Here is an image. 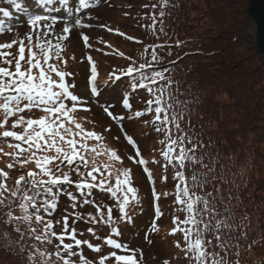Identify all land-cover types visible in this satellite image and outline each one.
Instances as JSON below:
<instances>
[{
  "label": "trees",
  "instance_id": "16d2710c",
  "mask_svg": "<svg viewBox=\"0 0 264 264\" xmlns=\"http://www.w3.org/2000/svg\"><path fill=\"white\" fill-rule=\"evenodd\" d=\"M139 3L137 23H134L138 35L129 39L134 53L128 58L126 67L132 60L137 63L151 61L153 47L163 46L155 49L158 63L145 71L148 74L154 71L164 74V80L150 87L165 88L170 93L173 110L178 117L182 116L179 120L182 133L192 141L186 147L196 145V163L186 161L185 174L190 176L193 171L197 174L202 186L193 191L206 198L213 209L203 215L204 223L209 225L205 239L212 242L206 248L208 264H212L213 253L222 264H264V63L253 43L252 23L246 16L247 0H167V6L163 8L161 0H140ZM161 10L165 13L162 18L159 16ZM3 66L9 67L7 64ZM123 69H119L118 73ZM11 70H14V59ZM120 78L125 82L128 97L132 101L137 99L144 106L142 112L145 114L139 119L147 120V131H152L154 139L158 137L159 149L154 165L159 164L166 179H160L164 186L162 189L148 161L152 189L155 194L165 190L173 216L183 220L185 214L177 211L180 206L175 203L178 181L173 179V175L176 165H167L161 155L165 145L160 141L165 139V135L158 133L151 123L155 113L147 111L152 95L146 89L131 90L130 78ZM8 130H12L11 125ZM94 132L101 135L97 130ZM179 134L173 128V137ZM135 141L139 147L138 141ZM90 142L97 143L92 139L87 141ZM2 143L8 146L15 141L0 139ZM15 151L12 148L0 151V171L7 173L6 177H0V183L5 185V189L0 190V198L4 200L0 204V264H32L27 256L34 249L48 253L52 264H62L55 256L58 241L52 245L42 244L30 238L23 224L8 222L10 209L14 216L20 215L18 206L9 203L13 200L11 191L16 187L15 181L19 176L27 174L18 161L6 155ZM139 152L144 154L142 150ZM8 163L13 164V168H8ZM30 170L38 171L35 166ZM63 170H69L66 162ZM94 174L100 178L99 173ZM70 177L73 181L80 179L75 173H70ZM68 190L79 196L74 185ZM106 194L110 195L94 189L90 197L93 203L78 207L96 210L102 202L98 203L94 198H103ZM71 203L66 196H61L54 215L45 217L54 222L57 234L62 231L63 217L76 213L68 208ZM113 210H117V217L121 215L118 208ZM122 222L103 224L102 231H95L93 241L83 235L80 239L96 246L97 236H112L111 228L119 230ZM85 223L87 220L74 223L69 216L68 225L75 227L77 238ZM17 226L24 232L23 238L15 231ZM95 226L99 227L98 224ZM39 231L42 229L38 230V234ZM178 234L184 245L183 233ZM216 236L220 239L217 240ZM75 259L78 261L77 257Z\"/></svg>",
  "mask_w": 264,
  "mask_h": 264
},
{
  "label": "snow or ice",
  "instance_id": "6c2138e0",
  "mask_svg": "<svg viewBox=\"0 0 264 264\" xmlns=\"http://www.w3.org/2000/svg\"><path fill=\"white\" fill-rule=\"evenodd\" d=\"M5 2L11 5L16 12L27 16V25L30 30L26 31L23 39L13 35L10 37L11 42L0 44V62L9 65V67L0 66V114H2L0 139L11 138L12 141H15V143H9L8 147L17 151L6 155L12 156L20 163L21 167L34 164L35 169L38 170H29L26 176L20 175L15 181L16 187L11 191L13 200L9 203L18 206L20 215L14 216L10 209L7 213L8 222L16 225L23 224L30 238H34L35 241L42 244L52 245L58 241L59 243H56L55 246V256L62 264H89V260L83 254L82 245H86L95 253L101 252V247L94 246L88 240L78 239L75 227L73 226L69 232L68 225L69 216H72L74 223L85 220V216L80 213H70L63 217L60 234L54 231V222L51 219H45L46 216L54 215L58 208L59 198L66 196L72 202V208L75 209L77 206L93 203L90 197L94 189L110 193L121 214L118 220L113 219L112 207L107 208L105 216L103 205H98L95 210L96 215L89 214L87 220L94 224L103 222L106 225L129 219L126 208L130 204V200L139 203L136 188L130 186L128 170L120 173L123 179H120V175L117 176L114 185L109 182L113 175L110 170L111 164L100 165L97 158L106 154L111 160L118 161L120 157L116 151L103 145L89 146L88 140L99 142L104 137L94 131L86 130L75 119L73 114L77 112V106L86 104L87 101L74 93L73 90L76 87L74 82H66V77L74 74L62 70L57 63L50 62L55 59L66 65L67 62L62 59V53L71 43L70 30L84 29L90 25L84 23L80 18H75L74 23L64 22L63 27L58 28L57 18L46 14L49 11L47 6L51 5L53 0H34L36 6L43 9V13L32 12L25 6L23 0H5ZM60 3L62 6H66L68 0H60ZM166 6L167 0H161V7ZM89 7V0H79L77 11ZM153 7L156 6L153 5ZM164 15V11L161 10L159 16L162 18ZM0 16L10 18L12 12L0 7ZM155 19L154 16V22ZM160 23L162 25V19ZM12 31L13 29L6 25L5 19H0V35L6 32L12 33ZM160 31L163 32L162 27ZM82 39L85 47H89V36L82 35ZM17 44L19 45L18 55L14 57V70H11L13 59H8V57L12 56V53L2 50L11 49ZM158 47L163 46L153 47L151 61L137 63L132 60L115 78L119 80L121 76H126L130 78L131 90L146 89L151 93L152 99L148 101L147 111L155 113L151 123L156 127L158 133L163 132L165 135V139L160 141L165 145L161 155L167 165L173 163L176 165L173 175V179L178 181L175 186V203L180 206L177 211L185 214L183 220L174 217L173 223L177 226L171 230V234L183 233V250L190 254L194 264H208L209 253L206 248L212 242L205 239V232L209 225L204 223L203 215L211 213L213 209L209 207L206 198L193 191L194 188L202 186L197 174L194 171L190 176L185 174V162L196 163V145L191 148L186 147V144H191L192 141L187 134L182 133L179 123L182 116L178 117L173 110L170 93L165 88L150 87V85L164 80V74L160 71L148 74L145 71L154 63H158L155 50ZM25 52H27L26 56ZM87 59L92 64L88 83L91 85V95L96 96L98 89L95 81L98 70L92 57L88 56ZM123 107L126 109L131 107L128 98H124ZM34 110H39L43 114L38 118H31L35 114ZM104 111L115 121L124 119L123 116H114L107 107ZM144 114L142 111H136L135 117H141ZM10 118H15L11 123L12 130L6 128ZM173 128L181 134L173 137ZM125 137L128 143L135 147L132 137L127 136L126 133ZM22 145H26V147H22ZM136 156H140L139 150H137ZM65 162L69 168L67 172L63 170ZM136 163L146 165L147 161L141 158ZM13 166V164H9L8 168H13ZM144 171L151 179V173L147 167L144 168ZM70 173H75L80 179L73 181ZM94 173H100V178L98 179ZM6 176V172L0 171V177ZM72 185L75 186L79 196L68 190ZM3 189H5V185L0 183V190ZM130 193L131 197H129ZM153 195H156L155 192ZM3 203L4 200L0 198V204ZM156 214L160 215L159 208L156 209ZM201 224L204 225L203 228L200 227ZM217 226H219V222ZM39 229L42 231H39L38 234ZM15 231L23 238L24 232L19 226L15 228ZM87 231L95 235L93 228L89 227ZM111 234L112 237L104 239L103 243L114 251L100 257L99 264H106L109 259L113 260L115 264H138L135 250L130 249L126 243L120 242L117 238H113L121 235L117 227L111 228ZM96 238L100 239L98 236ZM216 239L219 240V236H216ZM176 246L180 247V244L177 243ZM20 250L23 251V248ZM118 252L122 254H118ZM77 256L79 257L78 261L75 259ZM214 257L213 253L212 264H222ZM27 259L32 264H52L48 253L35 249L28 253Z\"/></svg>",
  "mask_w": 264,
  "mask_h": 264
},
{
  "label": "rangeland",
  "instance_id": "374dc122",
  "mask_svg": "<svg viewBox=\"0 0 264 264\" xmlns=\"http://www.w3.org/2000/svg\"><path fill=\"white\" fill-rule=\"evenodd\" d=\"M139 2L140 0H95L93 8L86 12H79L77 8H74L73 11L75 14L73 18L91 16L87 19H81L84 23L90 25V27L70 30L69 37L71 43L66 48L68 51L62 53V58L66 59L67 62L66 66L55 59L50 62L57 63L62 70L74 74L66 77V82H74L76 85L73 90L74 93L87 101L86 104L77 106V112L73 114L75 119L86 130H97L104 137L102 141L97 143L90 142L88 144H92V146L103 145L116 151L120 157L118 161L111 160L106 154L97 158V162L100 165L104 163L111 164L110 170L113 175L110 177L109 182L114 185L117 176L124 170H128L130 172V186L137 190L139 203L131 201L128 205L126 212L129 219L124 220L119 225L121 235L113 238H117L120 242L126 243L130 249L135 250L138 264H165V261H167V264H194L190 254L183 250L184 245L178 232L171 234V230L175 228V224L173 223V208L170 209L171 205L167 201L166 191L162 190L154 196L151 180L149 179L148 173L144 171L145 167L148 168L147 164L149 161L153 167V172L157 174V179L160 184V179L166 177V174L160 170L159 164L158 166L154 165V160L157 157V149H159L158 137L154 139L152 131H147L149 127L147 120L135 117V112L143 111L144 106L137 99L132 101L131 97H128L127 91L125 90V82L121 79L115 80V76L119 75L117 70L124 66L125 61L127 64L128 58L134 53V47L131 45L132 43L129 39L133 35H138L135 24L137 23V11L140 8ZM23 3H25V0H23ZM0 7L12 12L10 18L0 16V19H5L6 25L13 29L12 33L6 32L0 35V44L11 42L10 37L13 35H16L19 39H23L26 31L30 30L27 25V16L23 13L16 12L5 0H0ZM47 7L49 13H52L55 9L50 5ZM31 11L34 13H43V9L40 8H35ZM48 12L46 14L50 15ZM66 12L67 15L57 17L59 21L58 28H62L64 22L74 23L75 19L68 15L69 11ZM82 35L89 36L90 46L87 48L84 45ZM25 43L27 44L26 40ZM18 46V44L14 45L13 48L9 49L10 51H7V49H3L2 51L11 52L12 56L8 58L14 59L18 55ZM85 53H89L98 70L97 77H99L101 83L100 86L96 85L98 89L96 96L91 95V85L88 81L91 76L92 64L84 61L88 58ZM26 55L27 52H25ZM83 55H85L84 57L86 59L81 58ZM0 66H3L2 62H0ZM108 81H111L108 86L104 85V82ZM124 98L129 99L131 105L129 109L123 107ZM106 107L114 116H123V121H115L109 117L104 111ZM82 109H87V111ZM34 113L32 116L35 118L43 114L39 110H34ZM0 118H2V114H0ZM26 118L28 117L26 116ZM14 119H9L6 125L7 129ZM125 133L127 136L132 137L135 145V140L138 141L139 147L137 150H142L143 155L136 156V148L128 143ZM3 148L9 147L2 143L0 144V151ZM141 158L147 161L146 165L136 163ZM34 166V164L25 165L23 167L24 173L25 171L28 172L30 167ZM148 171L150 172L149 168ZM104 175H107V173H104ZM120 179H123L122 175H120ZM161 188L164 189L162 184ZM129 197H131V193ZM94 199L98 203L102 202L105 216L107 215L106 210L108 207L118 208L111 194L103 195V198ZM68 208L73 212L83 214L85 220H88L89 214L96 215L95 210L86 206H77V208L73 209L70 205ZM157 208L160 210L159 216L156 214ZM117 216V210H113V219H118ZM61 221L63 227V219ZM103 224V222L99 223V227L97 228L94 223L87 222L84 224V229L89 225L94 229V232L99 231V229L102 231ZM84 229L79 233L78 239L83 235L93 241V234ZM69 230L71 231L70 226ZM98 237L100 239H96L94 244L101 247V252L95 253L88 251L87 247L82 245L83 254L89 260V264H99L100 257L114 251V249L109 246L107 247L103 243V240L106 239L103 234H100ZM177 243L180 244V247L176 246ZM118 254L122 253L118 252ZM77 259L79 260L78 256ZM106 264H115V262L109 259L106 261Z\"/></svg>",
  "mask_w": 264,
  "mask_h": 264
},
{
  "label": "water",
  "instance_id": "95a60500",
  "mask_svg": "<svg viewBox=\"0 0 264 264\" xmlns=\"http://www.w3.org/2000/svg\"><path fill=\"white\" fill-rule=\"evenodd\" d=\"M246 16L253 27V43L264 63V0H247Z\"/></svg>",
  "mask_w": 264,
  "mask_h": 264
},
{
  "label": "bare ground",
  "instance_id": "6f19581e",
  "mask_svg": "<svg viewBox=\"0 0 264 264\" xmlns=\"http://www.w3.org/2000/svg\"><path fill=\"white\" fill-rule=\"evenodd\" d=\"M89 2H90V7L89 8H87V9H80L79 11L80 12H86V11H88V10H90L91 8H93V4H95V1H90L89 0ZM60 3V0L59 1H57V0H53V4H55L56 6H58L60 9L58 10V11H56V12H54V13H52V14H50L51 16H54V17H59V16H63V15H66V11L64 10V8H62V7H60V6H62V5H60L59 4ZM25 6L26 7H28L30 10H33V9H35V8H38L37 6H36V4H35V2H34V0H25ZM78 4H79V0H78V2H77V0H68V5L70 6V7H72L73 5L75 6V7H77L78 8ZM19 13V12H18ZM70 16L72 17L73 16V10H71V13H70ZM89 17H91V16H84L83 18H80V19H87V18H89ZM73 19H75V18H73ZM57 21H58V19H57ZM59 22V21H58ZM59 26V25H58Z\"/></svg>",
  "mask_w": 264,
  "mask_h": 264
}]
</instances>
